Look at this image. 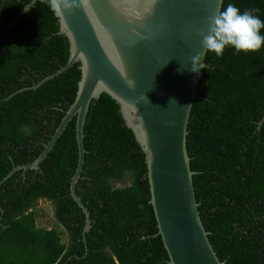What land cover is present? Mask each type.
<instances>
[{
  "label": "trees",
  "instance_id": "1",
  "mask_svg": "<svg viewBox=\"0 0 264 264\" xmlns=\"http://www.w3.org/2000/svg\"><path fill=\"white\" fill-rule=\"evenodd\" d=\"M0 0V264H169L149 202L145 154L107 93L92 99L83 126L84 163L70 195L78 151L75 116L37 169L32 161L74 100L79 62L47 0ZM241 12L264 0H223ZM264 35V29H261ZM190 110L186 149L202 224L223 264H264V46L206 52ZM39 83V84H37ZM116 185V183H125ZM53 204L38 226L36 206ZM63 237L67 238L63 241Z\"/></svg>",
  "mask_w": 264,
  "mask_h": 264
},
{
  "label": "water",
  "instance_id": "2",
  "mask_svg": "<svg viewBox=\"0 0 264 264\" xmlns=\"http://www.w3.org/2000/svg\"><path fill=\"white\" fill-rule=\"evenodd\" d=\"M222 2L68 0L67 8L54 11L58 32L68 40L69 55L64 65L39 83L78 61L76 94L40 153L13 166L2 180L18 169H37L75 116L78 158L69 190L85 215L83 232L87 231L89 210L75 190L84 163L83 126L90 101L107 93L119 104L126 126L145 154L149 202L168 263L223 264L200 218L186 149L187 123L201 71H190L191 57L205 51L199 33L207 34V18L221 9Z\"/></svg>",
  "mask_w": 264,
  "mask_h": 264
},
{
  "label": "clouds",
  "instance_id": "3",
  "mask_svg": "<svg viewBox=\"0 0 264 264\" xmlns=\"http://www.w3.org/2000/svg\"><path fill=\"white\" fill-rule=\"evenodd\" d=\"M47 3L55 12H59L62 6L68 7V0H47ZM256 11L258 10L245 9L241 12L234 4L228 3L214 15L209 16L207 34L203 31L199 33L205 51H197L191 57L190 71L198 73L202 69L201 61L205 52L214 53L220 58L227 47L234 48L237 53L246 54L261 49L264 46V35H261L264 21L254 14Z\"/></svg>",
  "mask_w": 264,
  "mask_h": 264
},
{
  "label": "rangeland",
  "instance_id": "4",
  "mask_svg": "<svg viewBox=\"0 0 264 264\" xmlns=\"http://www.w3.org/2000/svg\"><path fill=\"white\" fill-rule=\"evenodd\" d=\"M128 182L125 183H119L117 185H123L127 184ZM39 203L36 206V212H37V218H36V223L38 226H43V227H51L54 224V208L53 204L44 198L39 199ZM67 238L63 237V241H66Z\"/></svg>",
  "mask_w": 264,
  "mask_h": 264
},
{
  "label": "flooded vegetation",
  "instance_id": "5",
  "mask_svg": "<svg viewBox=\"0 0 264 264\" xmlns=\"http://www.w3.org/2000/svg\"><path fill=\"white\" fill-rule=\"evenodd\" d=\"M119 184V183H118ZM116 185H117V183H116Z\"/></svg>",
  "mask_w": 264,
  "mask_h": 264
}]
</instances>
